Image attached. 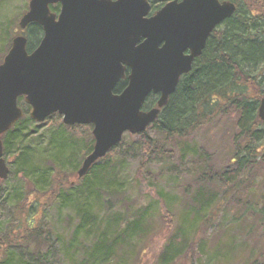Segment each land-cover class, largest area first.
<instances>
[{
  "label": "water",
  "instance_id": "95a60500",
  "mask_svg": "<svg viewBox=\"0 0 264 264\" xmlns=\"http://www.w3.org/2000/svg\"><path fill=\"white\" fill-rule=\"evenodd\" d=\"M51 5H60L58 14ZM147 10L145 0H29L18 27L36 24L43 36L31 53L26 38L16 36L0 64V181L9 174L1 138L23 116L19 98L37 124L57 114L65 126L92 127V151L77 171L82 178L124 134H142L157 120L208 37L236 6L173 1L143 19ZM151 94L158 96L156 107L143 111ZM257 114L264 123V98Z\"/></svg>",
  "mask_w": 264,
  "mask_h": 264
},
{
  "label": "trees",
  "instance_id": "16d2710c",
  "mask_svg": "<svg viewBox=\"0 0 264 264\" xmlns=\"http://www.w3.org/2000/svg\"><path fill=\"white\" fill-rule=\"evenodd\" d=\"M219 1L231 2L236 6L233 16L211 33L201 56L194 60L191 71L181 77L157 120L144 133L128 136L137 137L143 146L151 149L155 141L147 134L150 130L163 141H181L220 115L232 112L236 115L238 137L244 144L234 153L231 170L222 175L227 181L234 182L252 164L264 165V123L257 114L259 103L264 98V0ZM50 10L57 12L58 6H50ZM26 32V50L31 53L42 38V29L31 24ZM125 84V81H120L114 93L121 92ZM156 98L150 95L142 109L154 108ZM22 101L23 98H19L18 104ZM25 107L26 111L29 110L28 106ZM22 111V118L2 136L3 157L8 162L9 174L17 173L20 181L34 177L40 190H28L26 184L18 192L13 190L11 203L13 209L17 210L13 216V221H16L13 223L16 224L10 226L0 238V264L42 263L45 252L48 250L49 253L52 247V234L33 220L35 213L38 214L43 208V203L57 200L60 206L71 208L77 219L71 247L81 234L86 239H94L81 264L110 263L128 241L144 233L146 210L139 208L132 219H127L120 212L110 211L116 197L123 194V184L115 167H109L106 161L102 165H93L83 178L78 179L79 161L91 153L94 141L90 136L91 140L85 147L77 148L78 140L74 136L65 137L64 133L65 129L72 127L62 124L63 127L51 133L44 148L51 150L49 158L44 161L50 167L45 166L40 172L33 168L30 144L37 139V132L28 129L33 121ZM59 134L60 139L56 138ZM33 146L36 148L38 145L35 143ZM144 170V164H141L137 175L145 173ZM201 175L206 176L205 171ZM208 180H212V177ZM5 181H1V184ZM93 185L97 189H93ZM100 196L105 201L106 211L102 228V221H98L102 210ZM196 199L201 208L209 207V203L202 201L199 194ZM165 211V217H169L170 211ZM259 214L264 224V209ZM182 219V226L166 244L161 257L163 264L170 263L186 249V234L179 232L185 226L186 215Z\"/></svg>",
  "mask_w": 264,
  "mask_h": 264
},
{
  "label": "rangeland",
  "instance_id": "374dc122",
  "mask_svg": "<svg viewBox=\"0 0 264 264\" xmlns=\"http://www.w3.org/2000/svg\"><path fill=\"white\" fill-rule=\"evenodd\" d=\"M28 2L0 0V62L12 39L18 35L26 37V30L19 31L18 22L27 11ZM18 107L29 117L30 108L26 111L23 101ZM235 119L232 112L220 115L181 141H163L150 130L147 134L155 141L151 149L143 146L137 137L125 134L109 158L106 156L96 163L102 165L106 161L109 167H115L123 184V194L116 197L111 212H120L132 219L139 208L146 210L144 233L128 241L108 264H163L161 257L166 244L182 226L183 215L186 223L179 232L186 234V249L166 264H264V224L259 214L264 209V165L252 164L234 182L222 175L231 170V159L244 144L238 137ZM59 127H63L59 115L49 117L42 124L28 125V129L37 132L30 148L33 149L32 166L39 172L47 166L44 161L51 151L44 150L47 141ZM64 133L65 137L74 136L78 140L77 148L85 147L92 137L90 126L67 128ZM35 143L38 146L33 148ZM141 164L145 173L138 176ZM204 171L206 176L201 175ZM20 179L17 173L11 172L5 182H0V238L16 224L13 216L17 210L11 203L13 190L18 192L25 184L28 190H40L34 177L28 181ZM93 189L97 186L93 185ZM198 194L202 201L209 203L208 208H201L196 199ZM100 197L102 210L98 221H102V228L106 211L105 201ZM165 209L170 211L169 217H165ZM40 210L38 214L34 212L33 221L52 234V247L49 253L45 252L41 264H81L94 239H86L81 234L71 247L77 224L71 208L60 206L57 200L43 203Z\"/></svg>",
  "mask_w": 264,
  "mask_h": 264
},
{
  "label": "flooded vegetation",
  "instance_id": "af4514ba",
  "mask_svg": "<svg viewBox=\"0 0 264 264\" xmlns=\"http://www.w3.org/2000/svg\"><path fill=\"white\" fill-rule=\"evenodd\" d=\"M118 1L119 0H112L113 3ZM173 1L181 2L182 0H145L148 6V10L146 15L143 17V19H150L154 17L165 5ZM56 6H58V11L53 13L58 14L60 5H56Z\"/></svg>",
  "mask_w": 264,
  "mask_h": 264
}]
</instances>
